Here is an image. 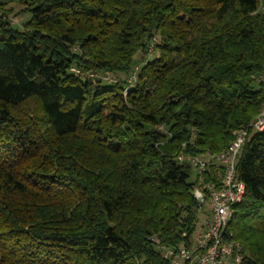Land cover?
I'll use <instances>...</instances> for the list:
<instances>
[{
  "label": "trees",
  "instance_id": "obj_1",
  "mask_svg": "<svg viewBox=\"0 0 264 264\" xmlns=\"http://www.w3.org/2000/svg\"><path fill=\"white\" fill-rule=\"evenodd\" d=\"M13 1L30 19L0 5V264H167L202 207L179 156L221 154L264 105V0ZM235 171L227 230L264 264V131Z\"/></svg>",
  "mask_w": 264,
  "mask_h": 264
},
{
  "label": "built area",
  "instance_id": "obj_2",
  "mask_svg": "<svg viewBox=\"0 0 264 264\" xmlns=\"http://www.w3.org/2000/svg\"><path fill=\"white\" fill-rule=\"evenodd\" d=\"M1 16V15H0ZM3 19H7L3 17ZM151 51V47H150ZM72 73L80 78L99 77L92 72H82L72 67ZM107 83L117 82L111 73L101 76ZM257 82L264 85V67L256 77ZM135 78L127 79L126 84L132 87ZM264 131V105L258 115L248 126L241 127L234 133V140L219 155L206 154L201 157L179 156L180 162H187L195 173L198 188L194 190L202 194L209 203V210L204 223L196 225L192 235L186 242L176 247L159 246L167 264H245L241 246L233 239L227 228L232 217V207L241 202L244 185L237 179L235 165L242 146L250 133ZM210 165L221 166L223 176L219 187L204 181L205 171ZM203 202V203H204ZM201 211V208L198 212Z\"/></svg>",
  "mask_w": 264,
  "mask_h": 264
},
{
  "label": "rangeland",
  "instance_id": "obj_3",
  "mask_svg": "<svg viewBox=\"0 0 264 264\" xmlns=\"http://www.w3.org/2000/svg\"><path fill=\"white\" fill-rule=\"evenodd\" d=\"M0 5L2 7V11L7 12V15L5 16L7 18V20L16 29L21 30L23 28V24L30 19V15L27 13L17 15V13L21 7L13 0H0ZM0 15H1V12H0ZM152 46L153 45L151 44L150 47H151L152 51L150 53L148 52L145 56H140V54L137 55L139 63L143 62L147 59H151L152 57H154L156 55V52H155V50H153ZM112 76L114 77V75H112ZM252 85L257 86L256 83H252ZM194 176H195V173L193 171L192 176L190 177V181L194 180ZM208 210H209V203L206 200L201 207V211L198 212V214H197L199 224L204 223L206 221L207 217L205 216V213ZM199 224H198V228H199Z\"/></svg>",
  "mask_w": 264,
  "mask_h": 264
},
{
  "label": "water",
  "instance_id": "obj_4",
  "mask_svg": "<svg viewBox=\"0 0 264 264\" xmlns=\"http://www.w3.org/2000/svg\"><path fill=\"white\" fill-rule=\"evenodd\" d=\"M194 197L196 198L198 205L202 206L203 202H204V198L202 196V194H200L198 191H195L194 193Z\"/></svg>",
  "mask_w": 264,
  "mask_h": 264
}]
</instances>
